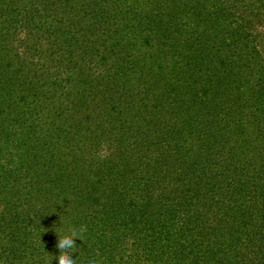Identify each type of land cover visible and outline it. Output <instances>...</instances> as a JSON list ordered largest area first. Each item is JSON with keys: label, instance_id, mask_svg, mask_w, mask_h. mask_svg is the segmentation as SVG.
<instances>
[{"label": "trees", "instance_id": "1", "mask_svg": "<svg viewBox=\"0 0 264 264\" xmlns=\"http://www.w3.org/2000/svg\"><path fill=\"white\" fill-rule=\"evenodd\" d=\"M73 232L75 264H264V0H0V264Z\"/></svg>", "mask_w": 264, "mask_h": 264}, {"label": "clouds", "instance_id": "2", "mask_svg": "<svg viewBox=\"0 0 264 264\" xmlns=\"http://www.w3.org/2000/svg\"><path fill=\"white\" fill-rule=\"evenodd\" d=\"M77 238L80 240L79 236L73 232L69 237L58 239L57 248L59 255L56 257L58 264H75L73 255L75 254Z\"/></svg>", "mask_w": 264, "mask_h": 264}, {"label": "rangeland", "instance_id": "3", "mask_svg": "<svg viewBox=\"0 0 264 264\" xmlns=\"http://www.w3.org/2000/svg\"><path fill=\"white\" fill-rule=\"evenodd\" d=\"M56 1H57V0H56ZM102 28H103V27H102ZM106 29H107V28H106ZM107 46H108V47H111V46H114V45H113V43H111V44H109V45H107ZM140 50H141V52L144 51L143 48H141ZM152 52H153V50H152ZM109 65H110V66H114V62L110 61V62H109ZM140 89H144L143 86H142L141 84L135 86L133 90H140Z\"/></svg>", "mask_w": 264, "mask_h": 264}]
</instances>
